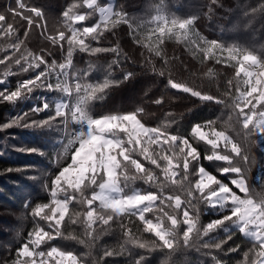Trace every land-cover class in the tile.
<instances>
[{"label":"snow or ice","instance_id":"1","mask_svg":"<svg viewBox=\"0 0 264 264\" xmlns=\"http://www.w3.org/2000/svg\"><path fill=\"white\" fill-rule=\"evenodd\" d=\"M211 4H218V0H211ZM81 5L98 11L99 21L92 25L84 24L91 13L79 11ZM9 11L14 16L27 21L24 37H27L34 27L39 28L52 46L63 49L67 44V54L62 62L57 63L56 60H52L49 63L44 54L46 50L42 49L40 53H34L25 49L26 54L15 59V64L20 66V70L27 72L29 69L40 68L41 65H44L45 69L36 73L34 77L18 82L13 91L7 89L0 91V100L14 103L22 98L24 92L31 93L35 87L58 89L67 99L56 102L54 113L46 119L33 120L30 124L20 125L23 117H16L3 127L8 128L13 125L52 127L51 122L57 118H60L59 122L65 126V130L69 123L75 126L71 129L72 138L64 150L65 155L71 151L70 162L60 167L51 176L50 181L44 184L50 200L46 203H36L31 207L30 214L34 218L38 217L46 221L51 231H46L44 227L38 225L34 227L28 233L26 242L15 250V258L10 264H52V262L84 264L78 255L59 247L53 246L46 252L37 251L42 243L62 235L61 228L66 218L72 224H76L80 217H83L82 222L86 224L88 236H92L94 225L98 221L103 225H109L115 218L135 217L143 226V232L150 233L156 240L141 241L132 235L130 228L122 224L121 226L126 228L124 235L129 237L128 242L139 248L165 249L178 246L181 238L183 244L189 246L194 234L196 238L201 234L207 236L228 221L239 233L249 238L252 244L251 248L243 253L244 260L238 261V264H264V195L257 194L259 199H256L250 190L245 175L249 156L246 154V145L241 142L247 140L250 135H257L261 141H264V107H262L264 106V59L250 50L225 46L217 40L199 36L194 32L196 17L180 18L157 14L146 22L147 25H154L148 28V38L155 37L153 43L156 47L153 48L150 44L143 46L154 52L157 57L163 58L160 45L164 44L165 38L174 37L178 40H188L195 51L202 54L201 62L214 59L216 64L235 68V77L239 78L235 95L233 96L231 87L226 93L233 96L228 105L232 109L228 118L231 123H226L235 136L229 134L227 130L217 129L214 126L215 122L211 120L204 124H195L190 132L192 140L210 146L211 153L204 155V159L224 162L225 166L218 167L217 171L221 176L229 178V182L225 183L203 166L193 167L201 159V150L194 146L188 136L169 132L168 123L150 127L142 122L143 108L137 107L127 112L105 114L100 117L91 115L90 102L102 99L98 94L104 93L107 88L118 84L119 81L104 79L102 83L87 82L86 72L70 71L73 68V53L77 50L89 55L114 52L119 56L118 48L93 47L89 40L99 42L105 32H110L122 24L133 30L131 34L134 42L140 44L133 22L125 12L114 10L113 7H102L98 4V0H80V3L69 4L62 13L63 19L53 21L49 30L48 18L41 8L17 0V8ZM209 11L212 9L209 8ZM6 19L4 14H0V22H5ZM78 24L82 26L76 27ZM0 29H2L0 37L11 36L17 31L12 23H0ZM22 44L23 40L17 36L16 42L9 47L19 52ZM224 53H227L226 57ZM47 54L51 55L50 52ZM10 58L0 59V64H5ZM232 61H235V64H232ZM113 63H118V60ZM211 72L212 69L209 68L208 73ZM53 73L56 76L55 84L49 82ZM9 74L5 73V75ZM163 74L160 72V75ZM132 75L133 73L127 72L123 79L128 80ZM3 82L0 80V83ZM168 83L171 88L189 93L203 101L225 103L216 96L202 94L186 84L171 79ZM227 83L231 86L233 81L228 80ZM162 102V99L154 101L156 104ZM49 107V103L45 101L42 106L35 107L31 111L39 113ZM258 108L261 109L259 112ZM233 117H235L234 121ZM260 147L264 148V144H260ZM19 150L37 151L34 148ZM136 157H141L142 160ZM143 161L160 169L163 181L154 170L147 168ZM190 174H195L198 179L189 180ZM229 174L235 175L229 176ZM137 179L143 180L149 186L157 184L161 187V191L132 189L126 193L128 182ZM165 182L176 185L181 191L186 192L188 197H195V194L199 193V199L206 201L212 208H218L224 215L212 220L201 230L198 227V214L190 211L195 205L191 200H183L181 195L165 194L163 192ZM234 189L243 195L238 194ZM61 194L63 199L59 198ZM71 205H80L82 210L70 208ZM25 207L30 205L25 204ZM168 209H173L179 215L170 213ZM153 212L158 213L155 219L147 215ZM181 224L187 226L182 232V237L178 232ZM230 239L232 235H228L224 241L215 244L205 242L202 246L219 249L222 243ZM80 242L84 243V241ZM229 251H239V245L230 248ZM249 253L255 254V258L251 261H249ZM112 254V252L105 253V255ZM135 264H143V257L137 259Z\"/></svg>","mask_w":264,"mask_h":264},{"label":"trees","instance_id":"2","mask_svg":"<svg viewBox=\"0 0 264 264\" xmlns=\"http://www.w3.org/2000/svg\"><path fill=\"white\" fill-rule=\"evenodd\" d=\"M22 2L41 8L48 18V27L51 30L53 21L63 19L62 13L67 6L71 3H80V0H22ZM99 2L105 4L108 0H98ZM14 8H17V0H0V14L7 17L5 22L0 23H12L14 29L17 30L11 36L0 37V59L11 57L5 61V64H0V79H4V82L0 83V91L5 89L13 91L18 82L34 77L36 73L45 69V66L41 65L40 68L29 69L27 72L21 71L20 66L15 64V59L25 55V49L34 53H40L42 49L46 50L44 54L49 63L52 60L60 63L67 54V44L63 49L52 46L39 28L34 27L29 31L28 36L24 37L27 21L14 16L9 11ZM209 8L212 11H209ZM78 10L84 13L89 12V9L82 5ZM114 10L127 14L133 22L134 31L141 43H135L131 34L133 30L122 24L110 32H105L99 42L89 40L93 47L118 48L119 56L114 52L89 55L78 50L74 51L73 68L70 71L86 72L85 79L90 83H102L104 79L119 81L118 84L107 88L104 93L98 94L102 96V99L90 102L91 115L100 117L105 114L127 112L137 107L143 108L142 122L150 127L168 123L169 132L188 136L194 146L201 150V159L193 167L203 166L218 179L228 183L229 178L221 176L217 171L218 167L225 166L224 162L204 159V155L211 153L210 146L192 140L190 132L195 124H204L211 120L215 122L214 126L217 129L227 130L229 134L235 136L226 123H231L228 118L232 109L228 105L235 95L239 79L235 77V68L225 64H216L214 59L201 62L202 54L196 52L188 40H178L174 37L165 38L164 44L160 45L163 58L157 57L154 52H150L147 47L143 46L150 44L153 48L156 47L153 43L155 37L148 38V28L154 25H147L146 22L157 14L180 18L196 17L194 32L199 36L217 40L225 46L250 50L264 59V0H218L216 5L211 4V0H115ZM81 26L76 25V27ZM17 36L23 40L19 52L9 47L10 44L16 42ZM49 52L51 55L47 54ZM226 56L227 53H224V57ZM115 60H118V63H113ZM231 63L235 64V61ZM209 68L212 69L211 73H208ZM6 72L10 74L5 75ZM127 72L133 75L130 79L124 80V74ZM160 72L164 74L160 75ZM170 79L186 84L202 94L216 96L225 103L203 101L189 93L173 89L168 83ZM228 80L233 81L231 86L228 85ZM49 82L56 83L54 73ZM4 85L7 87L5 88ZM229 87L232 89L233 96L226 95ZM44 94L45 99H43ZM41 95L42 99H40ZM47 99L50 105L47 111L40 113L31 111L35 103L38 102V107H40ZM66 99L65 94L58 89L35 87L31 93L24 92L22 98L14 103L0 100V135L7 131H10L9 134L12 133L14 127L4 129L3 125L11 122L13 118L20 117L19 113L30 112L32 121L46 119L54 113L55 103ZM157 99H162L163 102L154 103ZM260 110V108L257 109L258 112ZM234 119L235 117L233 121ZM59 121L60 118L52 121V127L46 126L41 133H24L14 129L13 134L23 138L22 143L16 145L19 149L34 148L37 151L0 153V264H6V262L10 264L15 258V250L26 242L28 233L37 225L44 227L46 231H51L46 221L38 217L34 218L30 212L31 207H34L36 203H46L50 200L49 192L44 188L45 182L50 181L51 176L71 159V151L65 155L64 150L68 145H64V125ZM41 136H44V141H41ZM241 142L246 145V154L249 156V163L245 166L247 182L254 198L259 199L257 194L264 195V162H262L264 161V148L260 147L264 141H261L257 135H250L247 140ZM136 158L142 160L141 157ZM143 162L163 181L160 169L147 161ZM130 171L134 170L130 169ZM234 175L229 174V176ZM196 179L198 177L195 174H190L189 180L195 181ZM128 183L126 193L132 189L161 191L159 185L149 186L140 179ZM163 192L181 195L183 200H191L195 207L190 211L198 214V227L201 230L212 220L224 215L218 208H212L206 201L199 199V193H196L195 197H188L186 192L181 191L176 185L166 182ZM238 194L243 195L239 192ZM59 198L63 199V194ZM25 204L30 207L26 208ZM70 208L77 211L82 210L80 205H71ZM168 211L179 215L173 209H168ZM157 214L153 212L147 215L155 219ZM82 221L83 217H80L76 224H72L66 218L61 228L62 235L42 243L37 251L46 252L53 246L59 247L78 255L84 264H135L140 257H143V264H238V261L244 260L243 253L252 246L250 239L239 233L228 221L207 236L201 234L199 238H196L194 234L189 246H185L181 238L178 246H174L173 249L139 248L128 242L129 237L124 235L126 228H130L132 235L141 241L156 240L150 233L143 232V226L135 217L115 218L109 225H103L98 221L94 225L92 236L87 235L86 224ZM122 224L126 228L122 227ZM186 227L183 224L179 226L178 232L181 237ZM228 235H232V239L222 243L219 249L202 246L205 242L215 244L224 241ZM237 245H239V251H229ZM106 252L113 254L105 255ZM254 258L255 254L249 253V261Z\"/></svg>","mask_w":264,"mask_h":264},{"label":"rangeland","instance_id":"3","mask_svg":"<svg viewBox=\"0 0 264 264\" xmlns=\"http://www.w3.org/2000/svg\"><path fill=\"white\" fill-rule=\"evenodd\" d=\"M100 3V4H99ZM98 4L102 7H113L115 5V0H108V2H106L105 4H101V2H99ZM91 13V15H89L86 19V21L84 22V24L86 25H92L94 24L93 22L99 21L100 15L98 11H93L91 9H89V12ZM19 66V65H18ZM2 81H4V79H0ZM73 82V81H72ZM4 87L6 88L7 85H4ZM46 95H43V99H45ZM40 99H42V95L40 97ZM50 99V98H49ZM48 102V99L46 100ZM38 102L35 103V107H38ZM34 107V108H35ZM48 110V109H47ZM44 110V111H47ZM40 113V112H39ZM27 114V115H25ZM19 115H21L20 117H23V119L20 120V125H23L24 123H31V113L27 111V113H19ZM10 123V122H8ZM7 124V123H6ZM13 131L11 134L10 131H7L3 134L0 135V153H5L6 151L11 152V151H21L19 150V148L16 145H20L23 141V138L21 136H15L13 133L15 132L14 129H18L20 131H23L24 133H28V132H37V133H41V131H43V129H45L46 126H44L43 128H36V127H23V126H17V125H13ZM75 127L73 124L69 123L67 125V130H65V126H64V145H68V141L72 138V133H71V129ZM9 128V127H8ZM7 129V128H4ZM41 141H44V136H41ZM213 187H215V185H213Z\"/></svg>","mask_w":264,"mask_h":264}]
</instances>
